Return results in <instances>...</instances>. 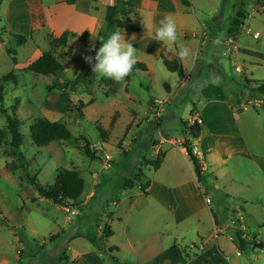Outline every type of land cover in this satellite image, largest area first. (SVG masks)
Returning a JSON list of instances; mask_svg holds the SVG:
<instances>
[{
  "label": "rangeland",
  "instance_id": "374dc122",
  "mask_svg": "<svg viewBox=\"0 0 264 264\" xmlns=\"http://www.w3.org/2000/svg\"><path fill=\"white\" fill-rule=\"evenodd\" d=\"M68 1L70 0H26L27 3L29 2L27 20L14 16L7 19L4 14L1 16L0 80L13 72L16 82H0V87L3 89V107L7 109L9 115L16 116L23 122L20 132L24 135V144L19 151L29 162V175L35 177L39 184L43 186L52 184L59 170H71L73 164L78 165L77 170L82 173L88 189L92 186L91 173L99 174L98 178L101 182H112L111 186L105 183L96 189V197L90 199L88 206L76 204L82 213L80 216L73 217L71 224L66 227L70 233L71 231L79 232L96 238L97 225L102 226V222L107 220L104 213L114 209L111 201L106 203V200L128 197V194L121 191L122 184L125 179L132 178L140 168L143 169L145 175L144 183L158 177L168 182L172 192L180 182L193 179L185 166L180 167L177 172H173L170 167L156 173L151 166L146 169L144 162L157 158L153 144L159 143L162 138H167L168 134H173L176 138L183 136L184 126L181 120L184 117L186 101L191 102L194 91L188 86L189 90H184L175 103L171 106L164 105L162 115H164L165 122L161 128H158L155 118L150 116L151 122H147L149 119L146 118L145 113L149 109L148 101L151 98L162 99L164 97L163 81H169L167 77L176 81L178 79L176 73H171L165 68H162L163 72H157L156 83L153 82L154 78L143 72L133 76L127 92L120 89L116 94H110L109 87L103 83L106 78L96 73L91 78L90 84L81 83L74 90L70 88L49 90L48 87L52 85L74 80L78 74L86 72L88 63L84 57L90 56L92 45H95L94 51L100 47L97 39L99 36L95 40L90 39L87 46H84L78 39L82 26L90 20L86 17L87 13L90 11L92 15L87 3L78 0L74 3H67ZM136 1L139 3L145 0ZM146 1L151 9L157 8L159 0ZM98 2L101 8L95 15L101 23L106 20H109V23L117 17L114 7L107 6L99 0ZM258 2L264 3V0H195L194 3L196 15L201 20L210 23L212 32H215L216 36H223L228 29L225 27L226 21L230 20L231 25L233 17L240 9H245L252 14ZM136 14L133 16L135 22L145 20ZM255 17L260 19L257 14ZM43 25L46 29L42 28ZM261 25L264 28V20H261ZM28 26L34 29L39 27L40 30L36 31V34L32 33L31 38L28 37L26 43L20 46L10 34L16 32L15 27L20 31ZM116 29L114 25H109L103 33L108 37ZM53 31L55 36H61L65 32L69 35L67 45L52 49L54 56L62 64L63 71L56 76H42L25 71L24 67L29 64V60L33 59L32 56L38 54L37 49L41 52L50 49V45L44 41H49L50 44L51 39L46 33ZM123 32L125 40L132 43L134 34ZM261 33L263 34L261 40L252 38L253 43L245 44L246 52L251 57L250 62L260 65V68L253 71L254 79L252 75L246 73L248 80L264 81V62L256 60V57L264 56V29ZM43 34L45 35L41 38ZM20 35L26 36V33L20 31ZM14 50L16 53L13 52ZM229 55L225 47L217 55L212 53L209 45H203L199 50L196 69L193 73V79L196 80L194 89L199 86H222L228 93L227 101L231 105H234L233 95L238 96L244 104H247L248 100H257L259 95L253 93L251 87L245 83L246 71L239 64L241 62L236 60V57L230 59ZM236 66L242 67V72H237ZM202 70H204V76ZM248 88H250L248 90L249 99L244 95ZM127 93L131 100L128 99ZM198 98L202 99V97ZM112 100L115 105L120 103L119 105L123 108L116 109L119 112L108 125L112 126L115 123L109 132L110 141L108 143L110 148H113L107 150L112 155V163L110 168L105 169L97 156L88 157L85 151L78 147L79 144L83 145L78 138L82 137L90 143L101 141L97 126L101 127V124H105L107 112L110 107L112 108ZM92 101L96 106L94 111L102 116V120L96 123L89 119L79 118V112L83 114L84 108L93 104ZM194 103L197 104V100ZM247 107V113L251 119L248 125L244 126V147L219 148L215 151L214 158L211 156L206 161L207 181L202 185L211 197L210 208L205 204L203 196L198 193V197L195 196L197 206L193 209L194 215L190 214L192 209L184 210L177 203L168 214V226L164 235L162 253L156 255L155 243L151 246L146 244L151 243L152 240L150 229L153 228V220L151 216L146 215L147 200L140 198L135 203L131 218L132 227L136 225L137 231L131 230L130 235L134 238L137 234L143 244L137 248L136 252H130L122 245L121 259L126 258V262L122 263L119 260L118 264H170L172 262L170 251L174 245H177L178 249L185 250L186 254L191 253V250L188 251L187 248L192 240L199 241L197 234L203 236V240H210L207 236L212 229L211 212L216 215L219 226L224 228L222 235L231 238L227 241V246L233 252L231 255L233 264H264V108L251 104ZM198 108L200 109V106ZM133 110L141 117L137 127L133 123L128 124L129 116L125 113L126 111L131 114ZM119 115L118 120L116 117ZM39 117L66 125L72 134V138L65 142L67 147L61 146V149L58 147L60 144L53 143L48 147L37 148L32 143L30 125L34 119ZM5 127V116L0 113V130H4ZM233 127L237 129V124ZM126 140H131L134 144L131 142L130 146H126L124 143ZM8 141L9 136L0 137V264H61L60 259L65 253L66 244L55 242L49 250L37 248V251L32 252L34 242L40 240V237L32 230L38 233L46 232L48 229L52 230L51 217L56 216L63 221L65 214L44 202L32 203L36 189L27 180V173L22 170L18 160L12 156ZM211 179L214 180V184H211ZM133 192H138V190L135 189ZM107 204L109 207L106 206ZM126 207V203L122 204L120 212L127 214L129 211H126ZM239 208L243 210L241 223L245 227L244 232L239 229L238 224L233 223L236 215H233L232 211ZM227 212H229L228 215ZM5 219L9 222L8 225L4 223ZM121 229L122 227L119 226L116 240L123 244L124 235ZM236 233L248 235L247 241H254L256 244L262 242L263 249L258 250L254 249L255 246H252L253 248L249 246L245 252L241 253V256H237L234 248ZM16 237L19 238V243ZM97 242H99L98 239ZM101 244L98 243L97 246L101 247ZM17 246H19V252L16 259ZM105 257L111 260L109 256L105 255Z\"/></svg>",
  "mask_w": 264,
  "mask_h": 264
},
{
  "label": "crops",
  "instance_id": "0c3cea01",
  "mask_svg": "<svg viewBox=\"0 0 264 264\" xmlns=\"http://www.w3.org/2000/svg\"><path fill=\"white\" fill-rule=\"evenodd\" d=\"M75 1L76 0H70L67 3H74ZM78 1L87 3L89 10H91L92 13V15H90V11L87 13L88 15L86 17H89L90 20L87 21L86 25L82 26L81 32L79 34L80 36L78 38L80 42V37L84 33H88L89 34V38L87 40V44H88L90 39L95 40L100 33H103L104 29H106V27L108 26L109 20H106V22L103 21L101 23V20L96 18L95 13L99 12V9L101 8L100 7L101 4L98 2V0H78ZM185 1L187 3H184V0H159L157 2V6H156L157 8L151 9L150 4H148L146 0L139 3H137V1L134 0L133 3L136 6V8L132 12V14L129 15V19L132 21V24L139 29V31L138 32H132L127 30H123V31L131 32V34L132 33L134 34L132 43L133 46L137 48V52H136L137 62L146 65L147 71L143 73L149 74V76L154 78L153 79L154 83H156L155 79L157 72L158 71L163 72L162 68L166 69L161 56H164L165 58L170 60L178 58L182 63L184 69V77L180 79L178 76L177 81L175 79H172L171 77H167L169 78V81H163L162 83V88L165 93L164 97L162 99L151 98L148 101L149 109L145 113V116L146 118L149 119L147 122H151L150 121L151 117L155 118L157 127L161 128V125H163V123L165 122V118L164 115H161V119L158 121L157 118L154 116L156 111V106H154L155 104L154 101L164 102L162 106L163 108L165 104L171 106L173 103H175V101L179 98V96L183 94L184 90L188 91L189 89H191L194 91L191 102L186 101L184 117L181 120L184 126L183 136L181 138H176L173 134L172 135L168 134L167 138H162V140L159 143L153 144V148L155 149L157 155L159 152H163L165 155L160 168L158 170H155L156 173L161 172L164 168H170V167L173 172H177L179 171L180 167L185 166L189 170V173L191 174V177L193 179L188 182H180L179 185L176 186L175 190L172 192L171 191L172 189H170L168 182L158 177L152 180H148L146 181L147 183H144L145 181L143 180L145 179V175L143 172V178L141 182L135 184V186L132 189L121 188L122 193L128 194V197H125L123 199L114 198V199L106 200V203L111 201V203L114 205V209L112 211L109 210L108 212L104 213V216L106 217L107 220L105 222H102V226L97 225L96 238H92L88 235L80 234L79 232L71 231L70 233V230H67L66 227L67 225L71 224L73 219L70 222H68L65 215V219L63 221H60L58 217L52 216L51 217V224L53 225V228H51L52 230L48 229L46 232L43 233H38L36 230H32L35 235H38V237H40L39 242H34L33 245L34 247L32 246V252L35 250L37 251V248H46L49 250L51 249L53 243L60 242L66 244L65 253L63 254V258L60 259L61 264H112L111 260L110 259L107 260L105 255L109 256V258L117 259L118 262L120 260L122 263H124L126 262V258H124L123 260L121 259L122 245L130 252H136L137 248L143 244V242L141 241V239L138 237L137 234L134 235V238H132L130 234H131V230L137 231L136 225L132 227L133 224L131 223L132 211L134 210L135 203L140 198H145L147 200L146 215L151 216L153 220V228L150 229V237L152 238V240L150 241L151 243L147 242L146 244L151 246V244L155 243L156 255H159V253H162V249H163L162 245H163L165 231L168 226L167 218L170 210H172L173 207L175 208L177 203L181 205V208H183L184 210L195 209L197 206L195 203V196L198 197L197 193L201 194L205 201L201 188L208 193L206 188L202 185L203 182L207 181V173H208V168L206 164L207 159L211 158V156H213L214 158L215 151H218L219 148L230 149L234 146H237L236 148L244 147V126L245 124L248 125V122L251 119V117L247 113L248 104H244V101L243 102L241 101L239 104H237L239 97L233 95L234 98L232 102L234 103V105H231L227 101V99L229 98L228 93L226 89L222 86H215V85L199 86L198 88L194 89L196 80L193 79V73L196 69L199 50L203 45L206 44L209 45L212 48V53L218 55V52H220V50L223 51L225 47V42L229 39V37H232L233 39H235L238 48L237 53L235 55L236 60L241 62L239 64L242 65V67L246 71L245 79H247L246 73L252 75V79H254L253 71L256 68H260V65L252 64V62H250L251 57L246 52L245 44H249L250 42L253 43L255 39L254 40L252 39L253 38L252 34L254 33L260 34L261 38L259 40L263 38V34L261 33V30L264 28L263 25H261V20L262 21L264 20V3L258 2V4L253 8L252 14H249L246 11L247 18L245 21L247 22L245 24L244 21V24L239 28L238 32L232 35L228 33V29L230 28L229 26L230 20H228L226 21L225 24L226 25L225 27H228V29H226L227 33L224 34L223 36L220 35L216 36L215 32H212L210 23L208 21L201 20L196 15V7L194 3L195 0H185ZM28 6H29V2L27 3L26 0H0V18L4 14V17L7 19H9L11 16H14L17 18L22 17L27 20L28 18L27 13L29 10ZM113 11L112 13H114ZM135 13H137L136 16L137 15L140 17L142 16L143 18H145V20L144 21L139 20V22H135L133 20V16H135ZM255 14L259 15L260 19H257L255 17ZM167 15H171L175 19L177 23V30L178 33L180 34V39L177 41L175 48L178 50L180 46H186L191 50L192 53H194V55L190 54V56L184 59L183 61L176 55L175 52L169 51L166 44H164L163 42H158L154 39L155 29L159 26V21ZM42 28L46 29V26L43 25ZM15 30L17 32L19 31V28L15 27ZM38 30H40L39 27H35L34 29L33 27L28 26L24 29H21L20 31L22 33H26L25 36L26 38L28 37L31 38L32 33L36 34V31ZM20 31L18 33L16 32L14 33L20 35ZM46 34L49 35L51 41L53 38L60 37V36H55L54 31L50 33L47 32ZM44 35L45 34H43L41 38ZM217 40L219 41V43H214V41ZM44 42L50 45V49L47 51L50 50L52 51L51 42L50 44L49 41H44ZM36 44H34V46L38 47V45ZM87 44L86 45L83 44V45L87 46ZM37 51L38 54H36V56H32L33 59L31 61L29 60L28 65H30L32 62L37 60L44 53L41 52L39 49H37ZM16 60H17V56H16ZM256 60L264 62V56L256 57ZM140 72L141 71H136L133 76H137ZM202 73L204 76V70H202ZM188 86L189 89H187ZM121 89L125 90L124 86H122ZM228 90L231 91L230 88H228ZM248 90H250V88L246 90L244 95L245 98L249 99ZM125 92L127 91L125 90ZM127 97L129 100H131L128 93H127ZM198 97H202V99L206 100V102H204V100ZM195 100H197L198 105L194 103ZM112 101H113L112 108L110 107L109 111L107 112V118L105 120V124H101V127L108 134V139L106 142L102 141V139L100 142H97V143H102L106 151L113 148V147L110 148L108 143L110 141L109 132L112 130V127L114 126L115 123L112 126H108V125L110 124V121L115 116V114L119 112L116 109L123 108L122 105H119L120 103L119 104L117 103V105H115L114 100ZM198 106H200V109L198 108ZM94 108H96L94 103L84 108L83 120L89 119L90 121L95 123L96 121L102 120L101 114L95 112ZM194 112L197 113L202 120V125H200L201 132L197 138L191 136V134H189L190 133L189 130L184 125V122L189 117V115ZM125 113L127 114V116H129L128 124L133 123V125L137 127V125L139 124V120L141 119L138 112H135L133 110L131 114L126 111ZM119 118L120 115L116 117V119L118 120ZM235 124H237V129L233 127V125ZM241 126L243 127L242 129ZM78 139H80L79 141H82L84 144V141L81 137H79ZM65 142H54V143L60 144L58 145V147L62 149V147L65 146ZM131 142H132L131 140L129 141L126 140L124 143L126 144V146H130ZM184 142H187V144L192 149L197 150L198 156L196 157L199 161L200 166L202 167V173L204 175V179L202 180V182L198 181L193 163L188 156L186 148L182 145V143ZM93 144H96V142L90 143V148L91 145ZM78 147L83 149L82 144L81 145L79 144ZM223 161H225V159H223ZM28 166H29V162H28ZM149 166L150 165L145 164L144 162V167L146 169ZM72 167L73 169L77 170L78 165L73 164ZM77 171L80 173L81 177L83 178L82 173L79 170ZM37 173L39 174V171ZM28 175H29V170H28ZM91 176L93 177L92 186L88 189L86 181L84 180L85 182L84 192L76 203L84 207L89 205L90 199L96 197V189L100 188L105 183L108 184V186H111L112 184L111 181L101 182L98 178L99 174L91 173ZM54 182L55 180L53 181V183ZM37 183L39 184V182ZM214 183H215L214 180L211 179V184ZM52 184H48L44 187L51 186ZM146 184H148L147 188L145 189V191H143L141 189V186ZM135 189L138 190V192H133V190ZM134 198L135 200H133ZM41 202L56 207V209L64 212L62 206L55 205L52 201L43 198L38 194L36 190V193L32 197V203H41ZM124 203H126L127 206L125 208L126 211L127 212L129 211L128 213L126 212L127 214H123L122 212H120V206ZM76 204L75 206L77 207ZM106 206L109 207L108 204ZM207 207L210 208V206L208 205ZM77 210H78V214L76 216H80L82 211L81 209H78V207ZM239 211L241 213L242 216L241 218L243 221L242 208L234 209L232 211V214L236 215ZM190 214L194 215L195 214L194 210L191 211ZM228 214L229 212H227V215ZM210 215H211L212 229L209 236H207V239L210 238V240L209 239L208 241L203 240L204 239L202 238L203 236L197 234L199 241L197 242L196 240H192L191 244L187 248L188 251L191 250V253L188 254L184 253L185 250L178 249L177 245H174L173 249L170 251L171 260H172L170 264H203L205 261L211 259H214L217 264H233L231 260L232 258L231 255L233 254V252L229 250L227 246V241H230L231 238L230 237L226 238L225 236L222 235L224 228H221L219 226L215 214L211 212ZM106 226L111 230L112 234L108 239L105 240L102 235L104 232V228ZM119 226L122 227L121 230L124 235L123 244H120V242L116 240L117 233L119 231ZM22 229L24 231V228ZM51 236H56V237L51 241L50 239ZM97 239L99 242H97ZM17 240L19 243L20 242L19 238H17ZM98 243H102L101 247L97 246ZM260 243H257V245ZM200 246H203V248H201ZM234 248L236 251V255L241 256V253L237 249L236 240H235ZM18 249L19 246H17L16 249V256H15L16 259L18 258V252H19ZM254 249H258V248L256 247Z\"/></svg>",
  "mask_w": 264,
  "mask_h": 264
},
{
  "label": "trees",
  "instance_id": "16d2710c",
  "mask_svg": "<svg viewBox=\"0 0 264 264\" xmlns=\"http://www.w3.org/2000/svg\"><path fill=\"white\" fill-rule=\"evenodd\" d=\"M184 3L187 2L184 0ZM135 8L136 6L134 5L133 0H115L114 9L117 12V17L111 20L108 23V26L114 25L117 29L119 28L122 30L138 32L139 29L132 24V21L129 18H127V16L130 15ZM246 18H247L246 10L245 9L238 10L236 15L233 17L230 28L228 29V33L232 35L238 32L239 28L244 24ZM10 35L16 40L18 45L21 46L26 43L27 38L25 36L15 33H11ZM99 37H103L105 40L108 38L106 37L105 33H100ZM88 38H89V34L84 33L80 37L81 43L86 45ZM67 42H68V33L66 32L63 33L58 38H53L51 41V47L53 49L55 47L65 46ZM98 43L101 46V41L99 39H98ZM13 52L16 53L15 50ZM94 55H95V51H91V56ZM161 58L168 71L176 73L180 79L184 77V69L182 63L178 58L173 60L167 59L164 56H161ZM87 68L88 70L86 72H82L78 74L74 80H69L62 84L52 85L48 87V89L52 90L55 88H59L60 90H64L66 88H70L74 90L81 83L90 84L92 82L91 78L94 76V73L92 72L89 63L87 64ZM24 70L27 72H32L36 75L56 76L63 71V66L56 59V57L53 55L52 51L50 50L44 52L37 60L32 62L30 65H28ZM136 71L145 72L147 71V67L145 64L137 62V64L134 66L132 73L126 78L124 82H122L126 91L128 90V86L131 81V78ZM11 81L16 82V76L14 75L13 72L2 77L0 80V82H4V83ZM103 83L105 86L109 87L110 94H116L122 87V83H117L114 80L108 78H106L103 81ZM245 83L247 86L250 87L251 85L254 84L255 87H252V92L264 98V81H252L246 79ZM3 102H4L3 89L0 87V103H1L0 113L3 114L6 119V127L4 130H0V137L3 138V135L9 136L8 145L10 147L11 154L13 157H15L18 160L22 170H24L27 173V180L29 181V183L37 190L40 196L52 201L55 205L62 207L66 205L75 206L77 201L82 196L85 187L84 179L81 177L80 173L75 169L72 170L62 169L59 171L55 179V182L51 186H47V187L41 186L40 184L37 183L34 177L28 175V161H26L24 154L19 151L22 145L24 144V135L20 132V127L22 126L23 122L20 121L16 116L9 115L7 109L3 107ZM240 102L241 99L238 98L237 104H239ZM91 103H93V101ZM79 114H80L79 118L83 119V114L81 112H79ZM184 125H186L185 122ZM97 130L100 134L102 141L106 142L107 132L100 126H97ZM200 132H201L200 126H195L193 127V129H191L190 134L194 138H197L200 135ZM30 136L33 144L37 148L48 147L50 144L54 142H65L72 138V134L65 124H62L60 122H52L45 117H39L32 121L30 125ZM82 139L84 141L82 148L85 151L86 155L88 157L95 158V154L91 151L90 143L84 138ZM182 145L186 148L188 156L193 163L198 181L202 182V180L204 179V175L202 173V167L200 166L197 157L193 154V150L187 144V142L182 143ZM164 157H165L164 153L159 152L155 160H151V161L145 160V164L150 165L151 167H153L154 170H158L163 162ZM142 178H143V170L140 168L132 178L125 179L122 186L123 188L126 189H132L135 186V184L141 182ZM147 185L148 184L142 185L141 189L145 191ZM4 223L8 225V221L6 219L4 220ZM111 234H112L111 230L106 226L104 228V232L102 235L103 238L106 240L111 236ZM55 237L56 236H51L50 237L51 241ZM235 238L237 243V249L240 253L245 252L249 246L251 247L255 246V248L257 247L259 250L263 249L262 243L257 245L254 241L251 242L244 240L241 238L240 233H236ZM111 262L114 264H118V261L115 258H111Z\"/></svg>",
  "mask_w": 264,
  "mask_h": 264
},
{
  "label": "clouds",
  "instance_id": "9594fccd",
  "mask_svg": "<svg viewBox=\"0 0 264 264\" xmlns=\"http://www.w3.org/2000/svg\"><path fill=\"white\" fill-rule=\"evenodd\" d=\"M125 34L122 29L112 32L105 40L99 37L101 46L95 50L94 56H85L84 59L90 64L92 72L102 77L112 79L117 83H122L132 73L137 64V48L125 40ZM154 39L167 45L168 50L175 52L183 61L194 53L186 46H180L177 50L175 45L180 39L177 30V23L171 15L165 16L159 21V26L155 29ZM219 43V41H214ZM95 49L92 45L91 50Z\"/></svg>",
  "mask_w": 264,
  "mask_h": 264
},
{
  "label": "built area",
  "instance_id": "2783aa9c",
  "mask_svg": "<svg viewBox=\"0 0 264 264\" xmlns=\"http://www.w3.org/2000/svg\"><path fill=\"white\" fill-rule=\"evenodd\" d=\"M100 2H102L103 4L107 5V6H111L114 7L115 5V0H99ZM253 39L255 40H259L260 39V34L259 33H254L252 34ZM225 48L228 50V52L230 53L229 57L230 59L234 58L236 53H237V43L235 41V39H233L232 37H229V39L225 42ZM226 54V52H225ZM236 71L237 72H242V67L240 66H236ZM251 87H255V85H251ZM154 106H156V111L154 116L157 118V120L159 121L161 119V115H162V106L164 104V102H160V101H154ZM248 105H254L256 107L259 108H264V98H262L259 95V98L257 100L251 101L248 100L247 102ZM186 123V128L189 130V132L191 131V129H193V127L195 126H200L202 125V120L201 118L198 116L197 113H191L189 115V117L186 119L185 121ZM190 134V133H189ZM91 150L95 153V156H97L99 158V160L103 163V167L105 169L110 168L111 167V163H112V155L109 154L105 148L104 145L102 143H96L91 145ZM193 150V154L195 156H198L197 150L196 149H192ZM204 198H205V202L208 206H210L211 204V197L208 195L207 192H205L202 188H201ZM63 211L64 214L66 215V219L68 222H70L73 217H75L78 214V210L75 206H71V205H66L63 206ZM241 213H237L236 214V218L233 220V223H236L239 225V229L244 232L245 231V227L242 225V218H241ZM241 238L244 240H248V235H246L245 233L240 234ZM201 248H203V246H200ZM203 264H217L216 261L214 259L211 260H207L205 261Z\"/></svg>",
  "mask_w": 264,
  "mask_h": 264
}]
</instances>
